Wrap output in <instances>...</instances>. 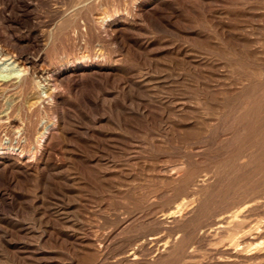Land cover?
I'll return each mask as SVG.
<instances>
[{"label":"rangeland","instance_id":"1","mask_svg":"<svg viewBox=\"0 0 264 264\" xmlns=\"http://www.w3.org/2000/svg\"><path fill=\"white\" fill-rule=\"evenodd\" d=\"M1 52L0 264H264V0H0Z\"/></svg>","mask_w":264,"mask_h":264},{"label":"bare ground","instance_id":"2","mask_svg":"<svg viewBox=\"0 0 264 264\" xmlns=\"http://www.w3.org/2000/svg\"><path fill=\"white\" fill-rule=\"evenodd\" d=\"M98 24V23H97ZM103 35V34H102ZM5 55V54H4ZM3 55V53L1 52L0 53V81L1 82H5V83H9L10 85L12 84H15L17 83L16 85L18 86H23L27 83L28 81V72H27V69L25 70L24 68H14V67H7L11 64L10 63H7L8 61H10V57L9 58H6L5 56ZM21 65H23L21 63ZM16 66V65H15ZM23 67V66H22ZM28 68V67H27ZM67 69V67H65ZM65 68H61V69H58V70H53L51 72V75L54 79H55V82L56 80L57 81H60L61 78H62V75L65 73L64 70ZM47 69V68H46ZM44 70V69H43ZM42 70V71H43ZM44 72V71H43ZM87 72V71H86ZM96 72V71H94ZM33 73V72H32ZM43 75V74H42ZM49 76V77H50ZM48 77V78H49ZM46 78V77H45ZM65 78V77H64ZM51 79V78H50ZM42 80V79H41ZM47 80V79H46ZM49 80V79H48ZM44 81V80H43ZM37 82V81H36ZM39 82V81H38ZM38 84V83H36ZM55 84V83H54ZM38 87V86H37ZM48 89V88H47ZM14 100V99H13ZM13 100H10L9 99H5L3 104H2V109H1V113H4L5 112V116L8 115V113L6 112L8 109L12 108L14 106V103H13ZM31 104V103H30ZM12 113V112H11ZM3 118V117H2ZM9 119V118H7ZM4 121V120H2ZM1 121V122H2ZM16 122V121H15ZM10 123V122H9ZM9 125V124H8ZM13 126V125H11ZM15 126V125H14ZM21 127V126H20ZM50 127V124H45V125H41L39 127V130H38V137L39 139H43L47 130L49 129ZM16 128V126L14 127V129ZM19 126L17 127L16 130H19ZM37 140V139H36ZM39 142V141H38ZM4 143V141H3ZM37 143V142H36ZM6 143H4V145H2V148H0L1 150H9V151H12L14 148H12L11 146H5ZM16 149V148H15ZM48 150V149H47ZM50 152V151H49ZM46 154V153H45ZM47 157V155H45ZM201 179V178H200ZM202 183V180H198L196 181V183L193 185L194 187H199L200 184ZM189 197V196H188ZM190 197H192L190 195ZM189 199V198H188ZM183 200V199H182ZM187 200V199H186ZM191 201V200H190ZM241 201V200H240ZM189 203V201H188ZM183 206V204H182ZM184 207V206H183ZM261 207H264V197H256V198H251L249 200H245L241 203H238L236 204L235 206L231 207L222 217H220L218 220H216V225H218L217 227H223V225L226 223V222H232L235 224V227L237 229V232L235 235H239L238 238H240V243L238 242V246L243 243V240L246 239V235L248 233V230L246 231V227H248V222H247V218L248 216L250 217V212L251 211H256V210H259V208ZM167 209V208H166ZM166 211V210H165ZM179 205L177 206H174L172 208H170L169 210H167V212L165 214H163V216L160 218V221L163 222L166 218H172L173 216H175L176 213H179ZM215 212V211H214ZM219 216V215H218ZM157 220V219H156ZM167 221V220H166ZM252 221V220H251ZM250 221V222H251ZM160 222V223H161ZM164 223V222H163ZM210 224V223H209ZM214 224V225H215ZM165 225V224H164ZM230 225V224H229ZM205 226V225H204ZM209 226V225H208ZM213 226V225H212ZM215 227V226H214ZM225 227V225H224ZM202 228V227H201ZM251 229V228H250ZM249 229V230H250ZM258 230V237L259 239H255L256 242L253 243V247H255V250H257L256 248L260 247L261 245H264V224H261V225H257L256 228ZM197 230V229H196ZM211 231V230H210ZM215 231V230H213ZM212 231V232H213ZM253 231V230H252ZM251 231V232H252ZM200 232V231H199ZM212 232H210L212 234ZM216 232V231H215ZM218 232V231H217ZM247 232V233H246ZM250 232V233H251ZM255 232V230H254ZM206 233V231H205ZM208 233V232H207ZM231 234V233H230ZM200 235V234H199ZM203 235V234H202ZM210 235V234H209ZM208 235V236H209ZM221 235H224V234H221ZM206 236V235H205ZM232 236H234V234H232ZM202 237V236H201ZM231 237V236H230ZM236 236H234L235 238ZM228 240L230 243V239H229V235H228ZM233 238V239H234ZM226 239V238H224ZM222 239V241L224 240ZM250 239H253L250 237ZM161 240V239H160ZM219 240V239H218ZM225 241V240H224ZM238 241V239H237ZM171 242V241H170ZM245 242V241H244ZM249 242V241H248ZM167 242H164L163 244H165ZM169 243V242H168ZM236 243V242H235ZM225 244V242H224ZM244 245V244H243ZM242 245V246H243ZM143 246V245H142ZM228 246V244L226 245ZM235 248H236V244H234ZM247 246V245H245ZM135 246H133L132 248H134ZM190 247V246H189ZM187 247V248H189ZM229 247V246H228ZM264 248V247H263ZM130 249V248H129ZM139 249V248H138ZM239 249V248H238ZM249 249V248H248ZM191 250V249H190ZM189 250V251H190ZM239 251V250H238ZM252 251V250H251ZM254 251V250H253ZM128 252V251H127ZM138 252V250H137ZM249 252V251H248ZM261 252V251H260ZM123 253V252H122ZM139 253V252H138ZM193 253V252H192ZM251 253V252H250ZM264 253V251H263ZM248 254V253H247ZM246 254V255H247ZM136 253L134 251H131L130 253L128 252V258L129 257H132V256H135ZM243 257L245 256V254H242ZM186 256V255H184ZM188 256V255H187ZM230 257V256H229ZM228 257V258H229ZM241 257V258H243ZM258 257V256H257ZM126 258V257H125ZM133 258V257H132ZM137 258V257H136ZM139 258V257H138ZM185 258V257H184ZM227 258V257H226ZM249 258V257H248ZM254 258V257H253ZM256 258V257H255ZM120 259V258H119ZM122 259V258H121ZM235 259V258H234ZM240 259V258H239ZM259 259V258H258ZM227 260V259H226ZM256 260V259H255ZM123 262V261H122ZM129 262V261H128ZM130 263V262H129ZM186 263V262H184ZM183 263V264H184ZM125 264V263H124ZM134 264V263H133Z\"/></svg>","mask_w":264,"mask_h":264}]
</instances>
